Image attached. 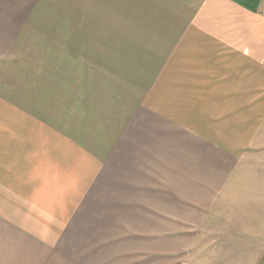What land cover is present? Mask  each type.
<instances>
[{
    "label": "crops",
    "instance_id": "1",
    "mask_svg": "<svg viewBox=\"0 0 264 264\" xmlns=\"http://www.w3.org/2000/svg\"><path fill=\"white\" fill-rule=\"evenodd\" d=\"M34 33L138 66L121 116ZM0 264H264V0H0Z\"/></svg>",
    "mask_w": 264,
    "mask_h": 264
},
{
    "label": "rangeland",
    "instance_id": "2",
    "mask_svg": "<svg viewBox=\"0 0 264 264\" xmlns=\"http://www.w3.org/2000/svg\"><path fill=\"white\" fill-rule=\"evenodd\" d=\"M33 38L34 42L45 45L32 49V56L38 58L33 73H46L50 79H54L57 73L64 74L65 88L70 83L66 80L74 75V86L77 84L79 88L74 95L79 105L80 122H90L93 129L92 122L102 120L103 114L105 120L121 116L114 113L116 109L112 105L119 104L120 100L126 102L129 92L134 93L138 69L135 68L138 66L106 64L103 53L98 55L96 50L94 56L86 48H68L66 42H59L55 33H34ZM129 88L132 91H127Z\"/></svg>",
    "mask_w": 264,
    "mask_h": 264
},
{
    "label": "trees",
    "instance_id": "3",
    "mask_svg": "<svg viewBox=\"0 0 264 264\" xmlns=\"http://www.w3.org/2000/svg\"><path fill=\"white\" fill-rule=\"evenodd\" d=\"M252 10H258L261 0H236Z\"/></svg>",
    "mask_w": 264,
    "mask_h": 264
}]
</instances>
